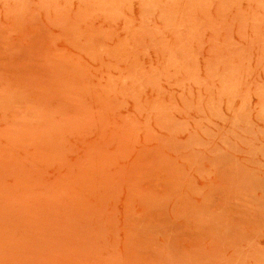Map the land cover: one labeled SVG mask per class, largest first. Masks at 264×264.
<instances>
[{"label":"rangeland","instance_id":"obj_1","mask_svg":"<svg viewBox=\"0 0 264 264\" xmlns=\"http://www.w3.org/2000/svg\"><path fill=\"white\" fill-rule=\"evenodd\" d=\"M0 264H264V0H0Z\"/></svg>","mask_w":264,"mask_h":264}]
</instances>
